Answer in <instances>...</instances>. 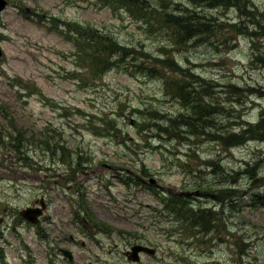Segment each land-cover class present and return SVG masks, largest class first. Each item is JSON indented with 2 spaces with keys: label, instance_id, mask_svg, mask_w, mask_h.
<instances>
[{
  "label": "rangeland",
  "instance_id": "obj_1",
  "mask_svg": "<svg viewBox=\"0 0 264 264\" xmlns=\"http://www.w3.org/2000/svg\"><path fill=\"white\" fill-rule=\"evenodd\" d=\"M219 2L169 0V11L182 8L201 27L177 45L153 18L97 0H8L0 11V264H96L97 253L106 264H264V204L254 196L264 195V0ZM67 23L93 26L148 58L118 53L97 74L67 36ZM167 57L186 71L189 90L208 99L212 126L179 121L169 124V136L158 134L152 111L192 115L166 94L160 76L135 65L164 67ZM250 128L242 143L220 139ZM18 132L27 139L49 133L84 163L74 171L59 154L30 144L24 159L8 136ZM151 178L152 188L145 185ZM158 192L187 194L195 208L217 215L216 228L189 233L156 210L164 207ZM42 197L47 209L38 225L20 218ZM87 210L113 235L81 236ZM70 236L86 247L69 245ZM134 244L154 247L155 255L130 261L125 251ZM60 247L74 261L60 257Z\"/></svg>",
  "mask_w": 264,
  "mask_h": 264
},
{
  "label": "trees",
  "instance_id": "obj_2",
  "mask_svg": "<svg viewBox=\"0 0 264 264\" xmlns=\"http://www.w3.org/2000/svg\"><path fill=\"white\" fill-rule=\"evenodd\" d=\"M97 1L98 3L102 4V7L108 6L112 9H125L131 15L136 16L139 19H145L147 20V22H150L151 18H153L155 21L154 24L158 23L160 26L158 30L162 28V32L167 34L168 37L169 31H172V35H170V38L177 45H183V43L187 44L188 39L193 38L195 35H197L198 31L201 29L198 23V19L196 17L188 16L185 10H182V8L172 7V11H169V0H157V2L160 4V7L157 9L153 8V3L151 1L148 3V0ZM152 1L154 2V0ZM205 1H209L213 4L218 0ZM233 1L234 0H232L231 2H226L225 0H220L219 5L230 4ZM174 11H177L181 14H176L174 13ZM148 19L150 21H148ZM198 27L199 29L197 30L196 28ZM65 29H67V36L71 39L73 37L76 46L79 47L78 49L89 56V66L97 74L111 69L113 64H115V62L112 61V57H114L118 53H127V56H129L133 52L132 57L134 58V60L140 58H148V53L141 50V48L131 49L130 47L123 46L114 39V36L102 33L93 26L79 27L78 25H76L74 27L72 24L67 23ZM162 63L164 67H156L153 63H151L150 65H146L143 62L142 68L138 64L135 65L141 70H145L143 72H146V74L149 76H160L163 79L166 94L174 95L175 98L183 103L184 107L188 105L192 110V115L184 116L183 114H180L177 118L169 119V116L163 113L152 111L154 112V117L152 119L154 120L153 124L156 126L155 129H158L160 132H162H158V134L169 136V124L174 125L179 121L191 126V128L196 127L197 124L198 128L200 127V124H206V127L212 126V124H210L211 115H209V113L211 112V107L208 104V99L204 95H197L196 89L191 88L189 90L191 84L189 83L186 71L184 69H175L177 67V64L174 60H169V57L163 60ZM169 71H173L174 74H169ZM194 79H197V77H194ZM205 85L206 84H204L203 86L205 87ZM24 88L27 89L28 87ZM202 92H205L206 94L208 93L207 89H203ZM190 93H192L191 97L189 96ZM8 119L13 122L10 117H8ZM261 124L262 122L257 127L258 129H263L260 128ZM250 129L244 131V135L233 133V136L231 138L224 137V135L222 134L220 139L228 144L242 143L244 139H248V133L254 132V129ZM179 132L182 133L181 130H178V133ZM20 133L21 132H18L16 135L11 133L8 136H11L12 141L14 142V150L17 153L24 155V159L28 158L27 156H25V144H30L35 146L38 145V147H44V150L46 152H49V154H51L52 156H56L59 154V159L63 160V163L66 162L69 166H74V171L80 170V167L84 163V161H82L81 159L82 157H80L81 155L79 154V152L74 153L71 151H67L65 147L56 143V141H54V139L49 136V133H36L35 135H33V137H29L28 139L24 136L22 138ZM218 135L221 134L219 133ZM37 136L39 138L38 142L35 141V138ZM140 183L143 182L140 181ZM127 184H129V182ZM145 185H148L150 188L154 187L153 184L149 182H146ZM226 191L228 192V194L235 193L232 188H227ZM185 195L187 194L171 193L169 196V192H158V196L161 199L160 204L164 207L161 210H156L163 213L166 212L169 217L174 216L176 220L181 221L184 224V228L188 230L189 233H194V231L191 230L193 227H196L197 229L202 230L205 233L214 230L216 228L215 223L217 221V215L210 209H201L200 207L195 208L194 203L188 202V197H185ZM254 196H256L255 199L258 202L264 204V195L262 197L261 194L256 193ZM80 200H82V202L84 200L82 194L80 195ZM86 213L88 214L86 218L91 217V213L88 210L86 211ZM159 215L165 216L164 214ZM19 216L20 218H23L21 212ZM81 222H83L82 218ZM104 226L105 228H107V225H103L100 227Z\"/></svg>",
  "mask_w": 264,
  "mask_h": 264
},
{
  "label": "flooded vegetation",
  "instance_id": "obj_3",
  "mask_svg": "<svg viewBox=\"0 0 264 264\" xmlns=\"http://www.w3.org/2000/svg\"><path fill=\"white\" fill-rule=\"evenodd\" d=\"M44 201V203H45V206H46V208H45V210L47 209V203H46V201H45V198L44 197H42L41 199H40V202L39 203H37L36 202V204H35V206L36 205H38V204H41V201ZM45 213V212H44ZM77 214V213H76ZM75 218V217H74ZM81 218L83 219V222H81ZM80 222H79V224L81 225V229L79 230L80 231V235L81 236H84V237H90V241H92V237L94 236L96 239H98L97 238V233H100V234H104V235H107V236H111V235H113V234H111L110 232H109V230H107V229H105V230H103V227H100L99 225H97V224H95V222L92 220V218H90V217H88V218H86L85 216L84 217H81L80 216ZM101 229V230H100ZM103 231V232H102ZM66 241H68V243H69V245H71V244H80V245H82V247L83 248H85L86 247V242L83 240V239H77L75 236H70V238L69 239H67L66 238ZM140 241H142V240H140ZM98 242L100 243L99 245H102V243L100 242V240H98ZM133 246V245H132ZM132 246L130 247V248H132ZM62 247H60V248H58V255H60V257H62V258H64V256H63V253L65 254V252H70V251H67L66 249H62ZM128 250H126L125 251V254H128ZM71 253V252H70ZM73 253V252H72ZM71 253V259H73V257H74V254H72ZM94 257H95V259H97L96 260V264H106V263H104V262H102L103 260H102V254H100V253H97V254H95L94 255ZM140 260H141V258H140ZM139 260V261H140ZM138 261V262H139ZM137 262V263H138ZM140 262H142V260L140 261ZM139 262V263H140Z\"/></svg>",
  "mask_w": 264,
  "mask_h": 264
},
{
  "label": "water",
  "instance_id": "obj_4",
  "mask_svg": "<svg viewBox=\"0 0 264 264\" xmlns=\"http://www.w3.org/2000/svg\"><path fill=\"white\" fill-rule=\"evenodd\" d=\"M7 5V1L6 0H0V11ZM2 55V50L0 48V56ZM153 182H155L154 179H152ZM41 204L43 206V208L45 207V203L42 200ZM43 213V209L39 206L37 207H28L24 210L21 211L22 216L33 222V223H38L39 222V217L42 215ZM3 218H0V224L2 223ZM141 251H145V252H149V253H155V249L150 248L149 246L146 245H135L132 247V249L128 252V254H126L129 258V260L132 261H139L140 257H139V253ZM66 255H68L71 258V253L70 252H65Z\"/></svg>",
  "mask_w": 264,
  "mask_h": 264
}]
</instances>
